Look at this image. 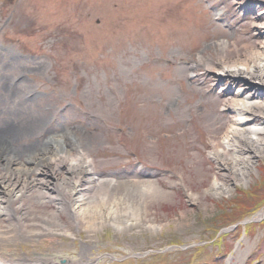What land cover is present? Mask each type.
<instances>
[{
  "label": "rangeland",
  "instance_id": "374dc122",
  "mask_svg": "<svg viewBox=\"0 0 264 264\" xmlns=\"http://www.w3.org/2000/svg\"><path fill=\"white\" fill-rule=\"evenodd\" d=\"M263 21L264 0H0V46L9 50L0 51V128H16L11 145L20 153L48 129L40 146L61 125L78 138L96 176L148 179L167 192L130 228L74 231L60 214L73 237L46 236L15 250L57 262L264 264V217L220 232L252 217L233 220L264 200V154L242 179L210 155L214 145L226 149L222 136L236 114L224 104L243 81L197 62L201 56L218 68L246 47L258 49ZM33 90L38 96L23 100ZM64 143L75 153L69 138ZM59 174L70 178L67 187L76 181ZM215 176L225 187L219 194L211 193Z\"/></svg>",
  "mask_w": 264,
  "mask_h": 264
},
{
  "label": "bare ground",
  "instance_id": "6f19581e",
  "mask_svg": "<svg viewBox=\"0 0 264 264\" xmlns=\"http://www.w3.org/2000/svg\"><path fill=\"white\" fill-rule=\"evenodd\" d=\"M256 28L264 31V21ZM220 45L221 52L225 53L226 42ZM197 62L212 69L216 76H225L231 82L243 81L242 89L224 104L236 114L222 136L226 149L214 145L210 151L212 158L221 165V171L231 170L242 179L243 174L253 168L252 161L264 154V40L258 49L246 47L243 57L231 61L222 59L218 68H212L201 56ZM16 131L10 126L0 128V264H92L89 260L76 262L62 258L57 262L52 257H29L17 252L15 246L38 243L46 236L73 237L74 233L62 222L60 214L68 218L74 231L82 229L92 233L105 226L118 231L130 228L140 223L139 213L146 212L149 202L167 195L152 180L118 181L96 176L92 160L71 130L50 131L42 145L35 142L23 146L21 152L25 159L21 160V152L11 145ZM65 138L71 140L75 153L66 147ZM226 152H230L229 155ZM62 169L76 179L71 187L64 184V178L69 177H61ZM48 171L52 176L46 179ZM224 189L215 176L211 193L219 194ZM43 201L53 203L55 208L48 211L34 208ZM144 228L154 230L158 227L147 223ZM82 246L90 248L87 243Z\"/></svg>",
  "mask_w": 264,
  "mask_h": 264
},
{
  "label": "water",
  "instance_id": "95a60500",
  "mask_svg": "<svg viewBox=\"0 0 264 264\" xmlns=\"http://www.w3.org/2000/svg\"><path fill=\"white\" fill-rule=\"evenodd\" d=\"M264 217V205H263V207H261L257 212H255L254 213V215H252V217H250V218H248V219H245V220H242V221H240V222H238V223H236V224H233V225H230V226H228V227H226V228H223L220 232H222V231H230V230H232V229H234L238 224H242V225H245V224H247V223H251V222H254V221H258V220H260V219H262ZM198 244H200V243H198ZM193 244H191V245H189V246H192ZM197 245V244H196ZM175 247V246H174ZM185 247V246H184ZM182 248V247H181ZM170 249V247H167V248H165V249H162V250H156V251H154V252H158V253H160V252H164V251H166V250H169ZM148 252L146 251L145 252V254H142V255H140V254H131V255H129V256H127V257H142L143 255H146ZM107 256V255H106ZM108 257H111V256H108Z\"/></svg>",
  "mask_w": 264,
  "mask_h": 264
},
{
  "label": "trees",
  "instance_id": "16d2710c",
  "mask_svg": "<svg viewBox=\"0 0 264 264\" xmlns=\"http://www.w3.org/2000/svg\"><path fill=\"white\" fill-rule=\"evenodd\" d=\"M263 204H264V200L261 203H259L258 205H256L255 208H253V209H250V208H248V209L246 208V210L242 209V211H244V212L241 215H239L237 218H234L233 220L241 219L244 216L246 217V216L250 215L251 213L256 212L260 207H262ZM225 225H227V224H225Z\"/></svg>",
  "mask_w": 264,
  "mask_h": 264
}]
</instances>
